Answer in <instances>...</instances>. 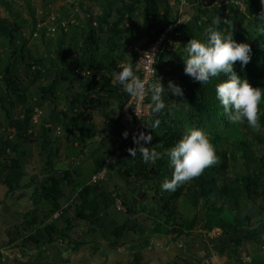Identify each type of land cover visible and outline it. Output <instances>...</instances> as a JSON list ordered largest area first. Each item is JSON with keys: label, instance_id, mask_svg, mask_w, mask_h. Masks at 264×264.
<instances>
[{"label": "trees", "instance_id": "trees-1", "mask_svg": "<svg viewBox=\"0 0 264 264\" xmlns=\"http://www.w3.org/2000/svg\"><path fill=\"white\" fill-rule=\"evenodd\" d=\"M188 1L191 11L179 0H69L51 20L52 0H0L6 12L0 13V185L13 192L28 174L37 182L33 209L15 228L23 247L69 244L75 227L84 224L91 226L83 232L88 240L75 246L105 241L113 250L126 249L137 239L134 217L148 208L134 200L142 188L145 199L151 193L155 199L151 220L159 234L172 240L192 236L200 219L203 237L218 228L219 236L231 240L237 264H264V256L246 261L239 253L245 241L264 246V127L256 132L246 123L229 125L215 97L219 78L202 85L185 74L181 57L182 45L192 37L203 39L204 29L219 17L217 27L251 48L248 64L241 70L237 61L235 70L253 87H264V5L261 0ZM174 24L179 35L170 33L164 41L158 74L166 91L171 80L183 96L165 94L173 110L158 114L155 130L146 127L152 139L145 144L162 155L144 163L139 153L132 158L127 151L137 147L122 120L131 97L113 83L112 73L117 62L128 64L136 47L156 42ZM44 104L50 114L37 121ZM260 122L264 126V103ZM192 127L208 134L218 160L175 191L161 190L172 175L163 153ZM66 156L76 158L74 168L61 165ZM111 156L116 160L105 178L92 182ZM182 197L194 211L189 219L182 220L177 208Z\"/></svg>", "mask_w": 264, "mask_h": 264}, {"label": "clouds", "instance_id": "clouds-1", "mask_svg": "<svg viewBox=\"0 0 264 264\" xmlns=\"http://www.w3.org/2000/svg\"><path fill=\"white\" fill-rule=\"evenodd\" d=\"M261 4L264 5V0H261ZM226 22L229 24V21ZM218 25H221V19L214 17L211 24L204 29L203 39L192 37L182 45L181 57L185 65L184 72L202 85L209 83L213 78H219V82L214 86L215 97L229 125L239 126L246 123L247 127L253 131L260 132L264 127L260 122L264 87H253L235 70L237 61L241 70L250 61V45L237 42L233 38L232 31L225 32L217 27ZM116 64L118 70H113V83L120 85L125 93L138 101L146 95L149 97L150 115L143 120L145 127L155 130L161 123L158 114L165 109L171 113L174 107L172 104H166L165 94L183 96L182 87L169 80L166 91L157 76L145 84L125 63L117 62ZM82 74L89 77L91 75L89 70H84ZM122 135L127 138V130ZM151 139L150 133L133 134V143L137 147L127 149L130 156L135 158L139 153L144 163H154L159 159L162 153L155 148L145 146ZM163 155H166L168 166L172 169L171 178L166 177L160 184L161 190L164 191H175L180 184L200 176L206 168L211 167L218 160L208 134L199 127L186 129Z\"/></svg>", "mask_w": 264, "mask_h": 264}, {"label": "crops", "instance_id": "crops-1", "mask_svg": "<svg viewBox=\"0 0 264 264\" xmlns=\"http://www.w3.org/2000/svg\"><path fill=\"white\" fill-rule=\"evenodd\" d=\"M113 105L116 118L118 103ZM76 164V158L72 156H66L61 163L66 168H74ZM36 187L33 174L25 176L13 192L0 185V264H182L179 259L184 258L198 259L203 264H237L227 236L224 239L211 235L206 238L186 236L172 240L156 231L149 208L134 217L137 239L126 249L113 250L105 241L98 247L90 242L75 246L78 241L88 240L83 232H90L91 226L84 224L75 227L69 244L58 240L37 249L23 247L21 240H15V228L33 209L32 196ZM143 195L144 189L140 188L134 196L136 206L145 205L139 202ZM239 253L246 261H250L249 257L262 259L264 246L245 241Z\"/></svg>", "mask_w": 264, "mask_h": 264}, {"label": "built area", "instance_id": "built-area-1", "mask_svg": "<svg viewBox=\"0 0 264 264\" xmlns=\"http://www.w3.org/2000/svg\"><path fill=\"white\" fill-rule=\"evenodd\" d=\"M225 3H229L231 0H220ZM219 2V0H216ZM181 6V5H180ZM187 6V5H186ZM186 6L182 5V8H186ZM177 25H170L165 32L158 38V40L147 47H136V57L132 59L131 62L126 64L129 66L135 76L145 82L147 84L156 76L160 78L161 83L163 84L164 78L160 74H158V54L159 51L170 33H174V35H179L176 33ZM174 40H171V44ZM148 96H144L141 100H136V98L131 97L129 103L124 107L122 111V120L129 131L131 133V138L133 139V134L139 135L140 132L146 133L145 121L143 119H147L150 115V107L151 103L147 100ZM38 115V114H37ZM36 115V116H37ZM35 116V120H37ZM115 156H111L102 166V169L92 176V182H98L103 180L107 174V170L109 166L115 163ZM55 218L59 217V213L54 215ZM214 232L218 233L217 237L220 235L221 230L215 228L209 235H212Z\"/></svg>", "mask_w": 264, "mask_h": 264}, {"label": "rangeland", "instance_id": "rangeland-1", "mask_svg": "<svg viewBox=\"0 0 264 264\" xmlns=\"http://www.w3.org/2000/svg\"><path fill=\"white\" fill-rule=\"evenodd\" d=\"M68 1L69 0H52V3L50 4V9H51V20L52 18L55 16V15H58V14H61L62 11H64V7H68L67 4H68ZM180 1V4L181 6L184 5L186 6V10H190L191 11V7L192 5L190 3H188L189 1L188 0H179ZM94 5H97L96 3H94ZM98 6V5H97ZM97 6H95V8H98ZM0 13H2L3 15L6 14L4 8H1L0 7ZM34 41H37L35 38L33 39ZM38 115L36 116V118L39 120V117L41 118V116H48L50 113H49V110L47 109V106L46 104H44V106L42 108H38ZM37 120V121H38ZM97 121L98 123L100 124V126L102 125V119L100 118H97ZM61 132V131H60ZM34 156L36 157L37 156V151H36V148H34ZM140 189V188H139ZM143 191V190H142ZM136 192V191H135ZM137 193V192H136ZM135 193V194H136ZM138 200V199H137ZM155 199H153V194L151 193L147 199H145L144 197H142L141 199H139V202L140 203H143L148 205L147 207L149 208L148 210L152 213H154V208H155ZM177 208L179 210V212L182 214L183 219H189L191 218L193 215H194V211L191 209V202L188 201V200H185L184 197H182L178 202H177ZM199 219V218H198ZM182 220H180L179 222H181ZM203 221V220H202ZM202 221H200V219L197 221V225L196 227L194 228L193 230V235L192 236H196L197 238L198 237H203V235H205L204 233L206 232V229H202ZM167 227V226H166ZM218 233L214 232L211 236H217ZM206 238V237H204ZM224 239L226 238L225 236H223V234L221 236H219L218 238L216 239ZM228 243L230 242L229 239H227ZM248 258V256L246 257ZM251 259V257H249Z\"/></svg>", "mask_w": 264, "mask_h": 264}, {"label": "bare ground", "instance_id": "bare-ground-1", "mask_svg": "<svg viewBox=\"0 0 264 264\" xmlns=\"http://www.w3.org/2000/svg\"><path fill=\"white\" fill-rule=\"evenodd\" d=\"M100 155V154H99ZM39 161V160H38ZM90 170V169H89ZM20 171V170H19ZM149 177V176H148ZM89 178V177H88ZM83 193V192H82ZM90 193V192H89ZM130 202V201H129ZM124 205V204H123ZM86 206V205H85ZM85 208V207H84ZM191 227V226H190ZM177 232V231H176Z\"/></svg>", "mask_w": 264, "mask_h": 264}]
</instances>
